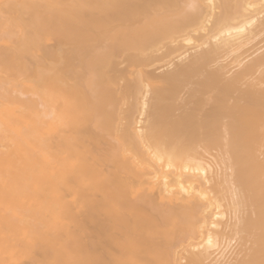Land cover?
<instances>
[{"label": "bare ground", "instance_id": "6f19581e", "mask_svg": "<svg viewBox=\"0 0 264 264\" xmlns=\"http://www.w3.org/2000/svg\"><path fill=\"white\" fill-rule=\"evenodd\" d=\"M0 264H264V0H0Z\"/></svg>", "mask_w": 264, "mask_h": 264}, {"label": "snow or ice", "instance_id": "6c2138e0", "mask_svg": "<svg viewBox=\"0 0 264 264\" xmlns=\"http://www.w3.org/2000/svg\"><path fill=\"white\" fill-rule=\"evenodd\" d=\"M192 7H194V6H192Z\"/></svg>", "mask_w": 264, "mask_h": 264}]
</instances>
